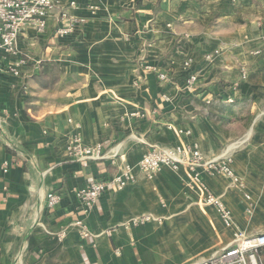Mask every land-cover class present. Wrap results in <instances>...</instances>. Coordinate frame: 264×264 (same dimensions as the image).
Segmentation results:
<instances>
[{"label":"crops","instance_id":"obj_1","mask_svg":"<svg viewBox=\"0 0 264 264\" xmlns=\"http://www.w3.org/2000/svg\"><path fill=\"white\" fill-rule=\"evenodd\" d=\"M74 1L70 34L56 36L51 16L46 31H25L16 56L0 53V264H194L236 232L264 234V0ZM18 59L25 64L14 75L6 68ZM186 61L198 72L192 94L172 88ZM48 63L58 77L44 87L37 78ZM76 139L101 144L104 158L68 156ZM180 142L205 162L232 158L240 188L203 164L195 170L229 225L184 166L135 170L132 183L106 188L89 209L77 196L152 145ZM51 191L60 201L49 209ZM143 214L150 218L132 222ZM257 254L264 264V246Z\"/></svg>","mask_w":264,"mask_h":264},{"label":"built area","instance_id":"obj_2","mask_svg":"<svg viewBox=\"0 0 264 264\" xmlns=\"http://www.w3.org/2000/svg\"><path fill=\"white\" fill-rule=\"evenodd\" d=\"M75 4L74 0H71L67 6L60 5L58 0H0V53L16 56L18 53V40L25 31L29 28L36 30L38 33L46 31L49 28V18L51 16L54 18V34L56 36L62 37L70 34L75 28L77 19L69 13L68 7H73ZM251 53L258 54L259 50L255 49ZM24 64L25 60L18 59L6 69L14 75H20V68ZM190 64V61L184 62V69L188 72L182 80L173 81L172 88L192 94L197 88L198 72L190 71ZM144 68L149 71L153 70V67L149 65ZM246 74V70L242 68L241 77L245 78ZM157 77L160 82L168 79L165 72L157 71ZM22 91L27 93V87L24 86ZM163 97L166 100L170 98L167 92L164 93ZM167 127L171 128L172 126L168 124ZM177 132L180 134L183 131L178 129ZM66 153L77 161L100 160L105 156L101 144L85 146L78 139L66 146ZM230 159L228 156L227 161H218L220 159L215 158L205 162L202 153L198 149L190 148L183 142L173 147L152 145L135 164L123 162L112 176L104 180L92 181L88 187L79 190L77 196L82 200L85 208L89 209L106 188L121 189L132 183L135 179V170H139L147 176H153L163 166L170 167L174 171H177L180 166H184L191 174L194 172L191 183L202 189L200 192L203 203L215 207L222 221L229 225L231 223L230 213L221 198L210 193L201 184L198 172H195V170L196 167L203 164L212 173L228 176L233 185L240 188L242 182L230 168ZM7 166L8 163L5 162L3 169H6ZM59 201L60 195L58 193L54 191L47 193V208L55 207ZM149 218V215L143 214L134 217L132 222L136 223ZM88 234L86 230L81 231L82 236ZM233 241V244L229 247L216 251L208 258L194 264H259L256 252L259 247L264 246V234L247 237L243 233L236 232Z\"/></svg>","mask_w":264,"mask_h":264},{"label":"rangeland","instance_id":"obj_3","mask_svg":"<svg viewBox=\"0 0 264 264\" xmlns=\"http://www.w3.org/2000/svg\"><path fill=\"white\" fill-rule=\"evenodd\" d=\"M41 71L43 72V75L41 77L37 78V82L39 85L47 87V86H50L51 84H53L57 80V77H58L57 69L55 68L54 65H51L50 63H48L43 67V69H41ZM245 109H246V107L244 106V110ZM232 112H233V116L236 118L241 113V109H238V111L235 109V111L232 110ZM244 113H245V111H244ZM244 118H245V114H244ZM241 129L242 128L239 126H233L234 131H241ZM227 157L228 156H226V155H222L221 157L218 158V159H220L218 161H223V160L227 161ZM231 160H232V158L230 159L229 163L231 162ZM216 174H220V173H216ZM256 256L258 259L257 252H256Z\"/></svg>","mask_w":264,"mask_h":264}]
</instances>
